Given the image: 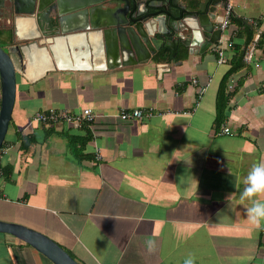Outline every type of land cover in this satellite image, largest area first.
Listing matches in <instances>:
<instances>
[{"label":"crops","instance_id":"0c3cea01","mask_svg":"<svg viewBox=\"0 0 264 264\" xmlns=\"http://www.w3.org/2000/svg\"><path fill=\"white\" fill-rule=\"evenodd\" d=\"M225 1L248 28L230 22L222 32L220 65L218 42L203 54L179 46L174 57L162 48L159 60H123L86 32L82 51L26 63L0 157V221L44 234L79 264H184L189 255L196 264H264V230L253 229L251 203L240 200L248 173L264 161V0ZM15 22L5 0L4 49L23 38L26 27ZM234 44L247 61L227 79L226 116L216 122ZM48 109H90L93 120L32 122ZM131 109L162 114L120 121ZM147 239L156 241L154 254ZM0 264L52 263L0 234Z\"/></svg>","mask_w":264,"mask_h":264},{"label":"water","instance_id":"95a60500","mask_svg":"<svg viewBox=\"0 0 264 264\" xmlns=\"http://www.w3.org/2000/svg\"><path fill=\"white\" fill-rule=\"evenodd\" d=\"M7 1L14 21L26 28L23 38L12 39L11 47L0 46V149L14 108L16 74L26 63L40 66L50 58L56 61L63 51L70 55L82 51L84 32L100 36L106 49L114 48L123 60H147L162 48L174 57L179 46L190 54H203L220 39L218 24L227 5L225 0ZM0 234L29 245L52 264H79L53 240L23 225L0 221Z\"/></svg>","mask_w":264,"mask_h":264},{"label":"built area","instance_id":"2783aa9c","mask_svg":"<svg viewBox=\"0 0 264 264\" xmlns=\"http://www.w3.org/2000/svg\"><path fill=\"white\" fill-rule=\"evenodd\" d=\"M231 8L227 4L225 9L223 10V18L222 22L218 24V28L224 32V30L228 27L230 24V17H231ZM219 44L215 47V52L218 55V61L217 64H223L225 62L224 59V54H223V49L222 45L220 42ZM229 46H231V43H229ZM244 61H247V55L244 56ZM193 84H195V81L192 80ZM204 88H198L197 94L198 97L200 98L204 92ZM162 113H155L153 110L148 109V110H142V109H131L129 111H121L118 114V118L122 122H127V121H133V120H139L143 118H151L155 115H159ZM166 114H171L170 112H166ZM93 120V114L90 109H85L81 113H70L68 111H57L53 109H48L41 111L39 113H36L33 118L32 122L34 123H39L43 125L50 126L52 124L58 123L60 121H64L66 123H72L76 126H82V125H88L90 122ZM220 134L221 135H230L231 132L229 128L227 127H222L220 129ZM97 152V151H96ZM3 153L2 148L0 149V157ZM98 153V152H97Z\"/></svg>","mask_w":264,"mask_h":264},{"label":"clouds","instance_id":"9594fccd","mask_svg":"<svg viewBox=\"0 0 264 264\" xmlns=\"http://www.w3.org/2000/svg\"><path fill=\"white\" fill-rule=\"evenodd\" d=\"M198 41L203 43V38L199 32L195 33ZM196 185L197 182L193 180ZM264 196V161L254 165L245 180V188L240 194V200H248L251 206L246 209V217L253 229L264 230V202L259 197ZM146 251L149 254L156 252V241L147 239L145 241ZM184 264H196V257L189 255L185 258Z\"/></svg>","mask_w":264,"mask_h":264},{"label":"trees","instance_id":"16d2710c","mask_svg":"<svg viewBox=\"0 0 264 264\" xmlns=\"http://www.w3.org/2000/svg\"><path fill=\"white\" fill-rule=\"evenodd\" d=\"M230 22H236V23H238V26H241L243 28H248L246 25L243 24V22L240 19H236L232 15L230 17ZM248 33H249V37H251V32L248 31ZM233 47L235 49V53L233 54V56L229 60L230 68L227 71V73L225 74L224 78L222 79V81L219 85V90H218L217 97H216V122L221 121L223 118H225L227 101H228L229 97L231 96L230 93H228V94L225 93L226 81L232 74H235L237 71H239L244 66V59L243 58L246 54V51L244 49L240 50L238 48V45H236V44H234ZM161 56H162V50L159 52V54L155 55L154 60H159V58ZM169 56H170L169 53H167V60L170 58ZM30 143H31L30 139L26 140V142L22 144V148L25 150L26 148H28ZM73 143L74 142H72V140H71L70 149H71L72 153L76 157H78L77 152L74 151V149H72Z\"/></svg>","mask_w":264,"mask_h":264},{"label":"rangeland","instance_id":"374dc122","mask_svg":"<svg viewBox=\"0 0 264 264\" xmlns=\"http://www.w3.org/2000/svg\"><path fill=\"white\" fill-rule=\"evenodd\" d=\"M2 47V45H0ZM3 48V47H2ZM4 49V48H3Z\"/></svg>","mask_w":264,"mask_h":264}]
</instances>
